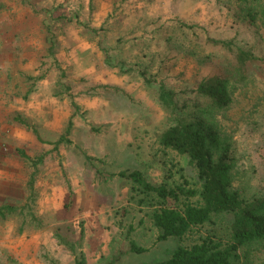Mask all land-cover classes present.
<instances>
[{"label":"rangeland","instance_id":"obj_1","mask_svg":"<svg viewBox=\"0 0 264 264\" xmlns=\"http://www.w3.org/2000/svg\"><path fill=\"white\" fill-rule=\"evenodd\" d=\"M240 7L235 0H0V206L24 204L36 171L35 217L27 210L0 217V264H79V257L156 264L177 245L226 238L230 213L158 240L156 199L116 173L138 170L152 184L185 180L199 189L188 157L158 142L174 116L158 89L181 102L201 78L224 73L232 102L217 121L231 141L232 186L246 197L264 193V25L248 24ZM209 38L260 59L238 76L233 52ZM66 128L68 140L55 145ZM239 253V264H264V240Z\"/></svg>","mask_w":264,"mask_h":264},{"label":"trees","instance_id":"obj_2","mask_svg":"<svg viewBox=\"0 0 264 264\" xmlns=\"http://www.w3.org/2000/svg\"><path fill=\"white\" fill-rule=\"evenodd\" d=\"M241 6L244 20L250 24L264 25L263 0H235ZM210 42L222 45L234 54L235 71L243 76L248 64L260 58L250 49L232 45L231 42L209 38ZM193 98L179 102L171 89L160 85L158 99L174 113L173 122L161 130L158 142L162 148H169L184 154L194 165L200 182L199 189L187 186L186 181L175 185L152 184L140 171H119L144 195L156 199L157 207L152 211V222L158 229L157 239L170 236L181 237L194 226L210 220L213 214L230 213L229 230L224 240L206 235L188 246H175L170 255L156 264H239V250L256 241L264 240V193L246 197L232 186V147L229 136L217 121V113L232 102L229 90V76L224 73L204 76L193 89ZM15 120L28 124L20 115ZM32 132L38 137L35 128ZM68 128L55 141V145L67 141ZM21 156L29 157L18 149ZM41 156L36 158L40 162ZM28 181L29 194L22 205L4 204L0 206V217L25 210L31 217V200L34 197L33 176ZM197 195L195 203L183 201ZM130 249L141 251L133 242ZM84 264L83 258L77 259Z\"/></svg>","mask_w":264,"mask_h":264}]
</instances>
